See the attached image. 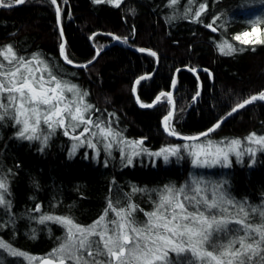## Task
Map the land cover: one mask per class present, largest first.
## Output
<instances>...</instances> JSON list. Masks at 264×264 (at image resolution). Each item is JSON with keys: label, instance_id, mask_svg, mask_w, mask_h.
Returning a JSON list of instances; mask_svg holds the SVG:
<instances>
[{"label": "trees", "instance_id": "16d2710c", "mask_svg": "<svg viewBox=\"0 0 264 264\" xmlns=\"http://www.w3.org/2000/svg\"><path fill=\"white\" fill-rule=\"evenodd\" d=\"M201 4L206 10L201 11ZM56 5L68 62H91L114 37L121 46H110L85 69L67 67L59 58L62 39L51 0H25L19 7L0 9V48L11 45L26 59L38 54L47 60L62 79L88 93L86 102L92 109L86 118L110 126L126 140L142 141L139 146L144 152L182 143L170 139L162 129V121L172 109L167 96L160 97L151 109L135 104L132 89L139 78L151 75L137 83L140 105H150L161 93L172 94L175 112L168 127L181 136L207 131L238 104L264 91V43L234 42L230 45L237 50L231 54H222L219 47L223 42L219 36L230 43L235 36L251 31L242 15L232 19L236 11H262L259 29L264 32V0H177L176 4L171 0H122L119 6L108 0L99 4L94 0H57ZM228 17L232 21L228 22ZM124 45L155 52L157 59ZM198 69L209 73L191 74ZM17 131L18 125L11 119L0 122V175L8 177L11 192L7 197L11 209L0 207V240L10 242L25 256L0 249V264H30L27 258L44 259L58 248L66 230L53 221L39 223L42 215L72 217L88 226L105 212L109 201L119 207L126 205L129 197L139 208L151 211L164 186L189 185L193 182L189 173L199 175L202 171L193 170L190 158L182 155L178 162L172 159L163 165L157 160L154 165H143L137 159L127 164L126 157L112 151L111 155L99 153L94 162L91 149L86 156L82 149L69 156L70 140L57 131L46 147L17 138ZM253 133L264 136V104L260 102L238 111L197 142L212 140L225 146L232 140L244 141ZM248 157L244 155L240 163L232 162L215 172L224 173L219 183L231 198L261 206L264 150L260 147L252 159ZM133 188L146 191L133 193ZM134 215L139 222L147 219L141 211ZM262 219L258 213H249L254 224ZM238 227L229 224V228ZM175 257L170 253V258Z\"/></svg>", "mask_w": 264, "mask_h": 264}, {"label": "snow or ice", "instance_id": "6c2138e0", "mask_svg": "<svg viewBox=\"0 0 264 264\" xmlns=\"http://www.w3.org/2000/svg\"><path fill=\"white\" fill-rule=\"evenodd\" d=\"M24 2L25 0H15L17 5ZM103 2L104 0H94L97 4ZM108 2L114 6L120 4V0ZM176 2L177 0H171L172 4ZM51 3L56 5L57 0H51ZM12 6L13 0H0V7ZM206 7L201 4V11L206 10ZM57 13L59 16V7ZM199 15L200 12L197 11L195 17L198 19ZM212 31L216 29L212 28ZM256 31L255 27L251 29V33ZM251 33L244 32L235 36V39L242 44L251 43L248 39H242V36L249 37ZM254 42L264 43V39ZM228 49L225 53L221 46V53L231 54L237 50L230 44ZM61 54H64L63 45ZM149 54L156 56L155 52ZM0 57V122L11 119L14 125H19L17 138L40 140L46 147L52 133L61 128L64 135L78 141L72 145L71 152L74 154L84 143L94 147L91 140L81 139L90 132L89 127H84L79 134L73 135L81 125L96 127L105 139L108 136H119L110 126L102 127L100 123H94L90 116L85 118V114L92 109V105L86 102L88 93L82 92L76 84L62 79L55 68L38 54L26 59L9 45L0 48ZM139 82L138 80L137 83ZM175 83L174 80L173 87ZM66 93H71V98ZM160 95H166L168 102L173 104L171 93ZM159 100L160 97H157V101ZM255 101H264V91L244 100L231 112ZM141 106L151 107L144 104ZM171 116L172 112H169L164 118L165 130L169 135H177L168 127ZM41 123L47 126V132L41 130ZM92 135L95 136L96 133ZM182 138L198 139L195 136ZM247 143H254L264 150V136L253 133L247 138ZM107 147L110 148L111 144ZM196 149L190 153L195 167L215 164L230 167L232 155L238 161L245 152L255 155L254 149L242 148L240 140L229 141L226 148L209 142L197 145ZM178 151V148H164L154 155H163L167 161L169 155H176ZM127 163H132L131 156L127 157ZM143 191L146 190L132 189L133 193ZM209 191L211 195L208 194ZM10 195L8 177L0 175V207L11 209V200L7 198ZM35 210L39 211V206ZM137 211L143 212L147 217L144 222L136 219L134 213ZM110 212L114 218H109ZM250 212L258 213L264 218V205L249 206L231 198L222 184L206 185L203 181L195 180L179 188L175 185L164 186L159 190L158 199L154 201L151 211L139 208L131 202L130 197L126 205L119 207L109 201L105 212L88 226L80 225L72 217L42 215L38 219L39 223L53 221L66 230L63 242L42 264H264V219L254 224L249 220ZM229 224L239 227L229 228ZM221 236L225 239H221ZM0 249L7 251L9 255L25 256L23 252L15 250L10 242L5 243L3 240H0ZM170 253L176 254L175 259L170 258Z\"/></svg>", "mask_w": 264, "mask_h": 264}, {"label": "rangeland", "instance_id": "374dc122", "mask_svg": "<svg viewBox=\"0 0 264 264\" xmlns=\"http://www.w3.org/2000/svg\"><path fill=\"white\" fill-rule=\"evenodd\" d=\"M121 1L122 0H120V2ZM239 15L240 16L242 15V17H244V19H243L244 22H246L248 25H250L251 29L253 27H255L257 29V31L255 33H251V31H250L251 35L249 37H243L242 36V39H248V40L252 41L251 43H255L254 41H256L257 39H264V32L260 31V29H259V24L261 23V20H262L261 19L262 11L253 10V11H249V12H246V13L242 12V11H236L233 14V18L232 19H234L235 17L237 18V16H239ZM227 21L229 22V21H232V20H231V18L228 17ZM219 37H220L219 38L220 41H223V42H221L219 44L220 50H221V46H222L224 51H226V52L229 51V49H228V45L229 44L234 43V42L241 43L239 40H236L235 37L230 40L231 41L230 43H225V41H227V40H225L223 38V36H219ZM248 44H250V43H248ZM65 95L68 96L69 98H71L70 97L71 93H66ZM86 114H85V118H86ZM19 127L20 126L18 125V129H19ZM84 127H89L90 128V132L88 134H86L85 137H81V139L82 140H91L92 143L94 144V147H89L87 145V143H84L85 146L82 145L78 149H80V150L82 149V152H83V154L85 156L88 155L87 151L91 149L89 154H90L91 160L94 161V162H97L98 157H99V153H102V152L104 153L105 152L106 154L107 153L110 154V152H112V151H117L118 154H120V156H122L123 158L126 157V160H127V157L131 156L132 159H137L136 161H138V162L142 161L143 165H145V164L154 165L157 160H160V162L163 165H166V164L170 163L172 161V159H174L176 162H178L179 161V158H178L179 155L186 156V157L188 156L190 158V163L192 164V169L193 170L202 169V171L200 170L199 175H196V174L193 175V172L189 173L191 178L193 177V179H191L192 181L200 180V181H203L206 185L207 184H221V183H219V181L222 178V175L224 173H218V172H215V170L216 169H220V168L224 169L225 167H222L220 164H215L214 166L195 167L193 165V156L190 154L192 151L197 150L196 149L197 145H202V144L206 145L209 142H211L214 146L218 145L212 140H205V141L203 140V142H190V143H182L181 145L168 146L166 148H178L179 151L177 152L176 155H169L168 160L165 161L163 155H160V156L154 155V153L161 152V150H158V151H155V152H152V153L144 152L141 149V147L139 146V143L131 142V141L126 140V139H124L123 137H120V136H108V138L105 139L104 136H101L99 134V130L96 127H93L92 125H81L80 128L77 129V132L74 133L73 135L79 134V132L82 131ZM164 127H165V123H164ZM41 130H43L44 132H47V126L44 125L43 123H41ZM56 131L59 133V135H61L62 137L66 138V141H67V139L70 140V142H68V145H69L68 154H69V156H74L76 154V152L78 151V149L76 150V152L74 154H72V152H71L72 145H73V143H78V141L73 140L69 136L64 135V130L61 129V128H57L52 133L50 138H52L53 135H55ZM92 133H96V135L93 136ZM32 141L33 142H38L39 144H41L40 140H32ZM121 141H124V142H121ZM241 142H242V148H252V149L255 150V152H256V150L258 148H260V146H257L254 143L253 144H248L247 143V139H245L244 141H241ZM108 144H111L110 148L107 147ZM227 145L223 146V145L220 144L221 147H225V148L227 147ZM137 153H139V154H137ZM244 155H248L249 156L248 159H250V158L252 159V157H253L252 155H249L247 152H245ZM242 157L238 161L235 155L230 156L231 163L232 162L240 163ZM102 158H104V157H102ZM188 182H189V180L187 181V183ZM223 189L226 191V188L224 186H223ZM208 194L211 195V191H209ZM111 216L112 217H110V218H114V215L112 213H111ZM51 254L46 256V258H50ZM46 258L38 259V258L29 257V258H27V260L29 261L30 264H42V261L45 260Z\"/></svg>", "mask_w": 264, "mask_h": 264}, {"label": "water", "instance_id": "95a60500", "mask_svg": "<svg viewBox=\"0 0 264 264\" xmlns=\"http://www.w3.org/2000/svg\"><path fill=\"white\" fill-rule=\"evenodd\" d=\"M19 6H21V4H13V6L12 7H0V9H5V10H9V9H13V8H16V7H19ZM54 7H55V14H56V23H57V27H58V29H59V31H60V33H61V39H62V42H61V46L63 45L64 46V40H63V36H62V30H61V24H60V19H59V16H58V13H57V5H54ZM113 43H111L109 46H107V47H105L102 51H100V52H97V54H96V56H95V58L91 61V62H89V63H87V64H84V65H76V64H72V63H70V62H68L66 59H65V57H64V54L62 55L61 54V46H60V48H59V58H60V60L62 61V63L65 65V66H67V67H70V68H73V69H76V70H81V69H85V68H87V67H89L90 65H92L95 61H96V59H97V57L103 52V51H105L107 48H109L110 46H113V45H120L121 46V44H119V41H118V39L117 38H113ZM124 47H126V48H128V49H130L131 51H133V52H135V53H147V54H149L150 53V51H147V50H145V51H140V49H135V48H130L129 46H125L124 45ZM155 58H156V56H154ZM157 59V58H156ZM197 73H209L208 72V70H206V69H198L197 71H192L191 72V74L192 75H194L195 77H196V74ZM143 77H146V79H148V78H150L151 77V75L150 76H143ZM139 81L141 80L140 78L138 79ZM137 80V81H138ZM137 81H135V83L133 84V89H132V96H133V99H134V102H135V104L140 108V109H151L154 105H156L159 101H157V98L150 104L151 105V107H142L141 105H140V103H139V100H138V97H137V94H136V86H137ZM173 84V83H172ZM198 84H199V87H200V83L198 82ZM166 96V95H165ZM158 97H162L161 95L160 96H158ZM255 102H260V103H263L264 104V101H255ZM171 106H172V109H171V111L170 112H172V116L169 118V119H171L172 117H173V114H174V112H175V105H174V102H173V104H171ZM246 106H248V105H246ZM245 106V107H246ZM244 107V108H245ZM173 108H174V110H173ZM243 109V108H242ZM242 109H238V111H240V110H242ZM238 111H236V112H229L224 118H222L220 121H218L217 123H215L212 127H210L207 131H205V132H203V133H208V135H202L203 133H200V134H198V135H194L195 137H198V139L197 140H185V139H183L182 137H192V136H181V135H169V133H168V131H166L165 130V127H164V123H165V120L163 119V121H162V129H163V131H164V133H165V135H167L170 139H172V140H174V141H176V142H180V143H188V142H197V141H200V140H202V139H205V138H207L208 136H210L218 127H216V125L217 124H219V127L226 121V120H228L231 116H233L234 114H236ZM231 113V114H230ZM168 116V115H167ZM214 129V130H213Z\"/></svg>", "mask_w": 264, "mask_h": 264}]
</instances>
